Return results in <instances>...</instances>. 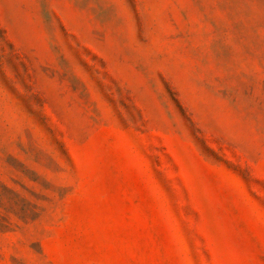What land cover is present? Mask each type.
<instances>
[{"label":"rangeland","instance_id":"1","mask_svg":"<svg viewBox=\"0 0 264 264\" xmlns=\"http://www.w3.org/2000/svg\"><path fill=\"white\" fill-rule=\"evenodd\" d=\"M0 264H264V0H0Z\"/></svg>","mask_w":264,"mask_h":264}]
</instances>
